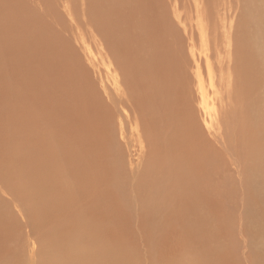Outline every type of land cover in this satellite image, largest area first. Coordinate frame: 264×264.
<instances>
[{"label":"bare ground","instance_id":"obj_1","mask_svg":"<svg viewBox=\"0 0 264 264\" xmlns=\"http://www.w3.org/2000/svg\"><path fill=\"white\" fill-rule=\"evenodd\" d=\"M19 1L21 2V0ZM60 1L67 2L68 0ZM195 2L196 6L201 10V16L197 19V24L201 25L202 52L204 53L203 57L207 77L210 82H215V86L216 84L218 86H233L231 89L226 90L220 98L222 103H226V107H224L223 104V109H219V112L223 113V117L221 118L220 116L217 122H215L216 110L214 101V99H216V91L213 90L211 95H207L204 91H201L200 97H196L198 105L203 111V123H205L206 130L202 125L195 124L190 117L188 110L190 103L189 98H187V103L181 106L177 100L170 96L176 94L172 91L173 86H155V99H148L138 90V86H121L122 78L119 73L113 70L111 66L108 65L107 67L105 64L107 68L104 75L105 79L103 78L104 80H100L102 82V86L100 85V87L104 94L109 95L102 98L97 90L90 86L89 80L86 81V68H81L80 66L79 69L82 74L80 78L82 79V84L80 86L72 84L73 80L70 77L72 72L70 70L73 68L72 61L74 59L70 60V57H68L65 58V60H59L60 55H58V60L55 58L56 62H54L52 61L54 57L51 55V59L48 56L50 53H46V56L41 55L40 58L42 60L39 58V60L36 58L30 59L34 58L35 54H38L37 50L39 48L34 51L35 53L32 51L36 44L43 43L39 40L32 41L33 35L29 34L25 40L28 46L26 44H17L13 41H7L5 44H2L5 49H9L10 51L11 47H13L14 53L23 60H30L29 62H33L34 65L37 66L34 67L38 72L35 73L36 79L30 77V73L28 78L20 79V81L17 79L19 82L15 81L14 83V79H11L12 82L7 81L12 83V85L9 84V86H13V89L16 86L20 87V89L21 86H30L28 90H26L29 97L27 100L37 105V115L35 117L29 116V110L26 111L25 109L24 114L22 113L23 116H21L24 120V124L27 125L28 128L25 127L27 131L22 138L20 137L22 142L17 140L19 145L22 143V149L19 148L24 154L22 157V168L24 172L21 177L25 179L26 186L24 189H21L19 186L13 185L9 186L5 191L0 184V190L3 192V194H0V200H2L1 197L4 195V192H6L5 195H9L8 197L13 200L11 202L12 204L14 202V206L21 204L25 206V208L35 207L40 214L42 212L41 217L47 223L55 220V223L58 222V224H61V222L70 224L76 222L75 218L78 221H82V215L88 216L89 214L90 216V214H92L93 219L96 220V218H100L102 221L103 224L100 221V227L104 225L106 228H110L111 223L107 224V221L114 219L115 223V218H117L118 221L112 226L115 227L116 231L122 227L121 223L124 227L129 226V217L138 215V219H145L146 211H148V217L155 218L156 220L160 219L159 229V222L152 219L155 221V225L151 224V233L158 235L159 232L161 236H163L166 230L169 229L171 231V225L175 223L174 227L178 232H185H180L181 235L183 233L185 234L184 247L186 246V249L188 247H198L199 253L196 251L197 254L195 258H191L189 261L184 259V264L240 263V261H238L239 263L237 261L234 262V258L227 254L229 252L232 253V249L230 251L227 250L228 252L225 251V249L230 248L224 246L225 242L223 241V245H219L217 240L219 234L218 236L215 235L217 232L216 230L222 232L223 227L221 225H219V229L217 227V220L222 213L215 203V189L212 186L213 181L218 176L220 167L214 166L215 164L213 163L215 162L213 161L217 155L222 156L225 154L222 159L224 158L230 162L235 168L237 176L240 175L246 167L243 154L251 153V149L247 147L248 143L251 144L253 152L262 151L264 154V122L262 124L259 121L255 130L252 122L253 118L258 120L260 117L259 115L264 117V89L256 98L251 99V91L243 84V82H247L249 85L253 82L257 84L261 80L260 86H264V25H262L264 20H262V22L256 20L258 22L254 25L253 30L250 31V34H246L249 39H247L248 42H245L240 47V55H246L249 58V64L246 68L241 64L240 55L237 54L238 49L234 46L235 42H233L232 32L230 31L232 26L228 27L227 25V18L231 16L229 10H233V8L230 7L232 3L228 4V0H213L212 8L208 11V7L204 0H195ZM10 3L11 0H8V4H6L7 7L5 8L0 5L1 19L7 14L3 9L7 10V12L12 11V8L9 7ZM73 3L75 4L76 2ZM23 5H25V3ZM256 6L259 5L256 3ZM66 7L68 10V6ZM248 7L247 5L245 8L248 9ZM257 9L259 8L256 7V10ZM261 9H264V7ZM253 10L255 11V8ZM250 12L251 11L248 13ZM237 13L240 14L241 12ZM13 17L14 16L11 17L10 15V22ZM255 17H258L261 21L262 18L260 17H262V14L259 16L256 15ZM18 18L20 19V17ZM191 18L192 17H190V19ZM232 23H235V21ZM198 25H196V28ZM237 28L238 26H236L235 29ZM196 31L198 32V30ZM248 31L249 30L246 32ZM91 32L93 33V31ZM104 32L106 33V30ZM10 35H12V33H10ZM19 35L20 34H17V36ZM106 36L107 35H105L104 38H107ZM67 40L70 41V38ZM48 41L49 43L53 42L51 40ZM66 43L65 41V44ZM61 44L60 41V45ZM66 46L69 45L66 44ZM63 50H61V52H71V54L73 51V49L68 50V48L65 50H68L67 52ZM96 50L100 59L104 61L105 56L103 49L101 50L98 48ZM43 53L44 52H41V54ZM190 53L192 56V63L194 62V64H196L197 60L194 57L192 48L190 49ZM63 56L64 55H62V57ZM161 56L165 57L166 55L162 54ZM238 57L239 59L237 60ZM48 60L55 64H49ZM244 62L246 61L244 60ZM92 63L95 65L94 61H92ZM98 63H96V65ZM29 66L32 67L30 64ZM120 70L123 77V71L121 68ZM16 71L17 70H15V72ZM24 72L25 71L22 73ZM250 73H252L254 77H252ZM13 74L17 75L16 73ZM22 76L24 77L23 74ZM197 76L199 77L197 86H204L201 73L197 74ZM0 77L2 76L0 75ZM14 78L16 79L17 77ZM4 83L6 82L4 81ZM0 87H2V85ZM24 89H26V87ZM176 89L181 91L182 94L187 95L184 86H178ZM13 97L16 98L17 96L15 97L14 95ZM19 98L21 99L20 96ZM16 99V104H18L20 101L18 98ZM260 102L263 104L261 109L259 108ZM4 104L8 106V104ZM4 104L2 103L1 105ZM145 104L147 105L145 106ZM9 105L11 104L9 103ZM36 105L34 106L36 107ZM24 106L26 105L24 104ZM10 107L8 108L10 109ZM0 108L2 107L0 106ZM16 109L14 108L12 111ZM5 111L2 112L4 113ZM12 113H10V115ZM144 114L146 117H144ZM18 115L20 116V114ZM19 116L16 119H19ZM13 117H15V115ZM207 117L209 120H206ZM32 118H34V121ZM214 122L215 124L212 125ZM230 123H233L231 127ZM12 131L14 133V130ZM18 132L15 134L21 136ZM10 136L11 141H15L17 136ZM226 155H228V157ZM222 159L220 162H223ZM11 179L8 180L10 181ZM261 184V194L262 199H264V177L262 178ZM19 191L23 192V194L19 195L15 193ZM6 197L4 196L5 200ZM9 198L8 200L10 201ZM187 198L191 200L188 206L186 201ZM5 200L3 201L5 202ZM10 204L4 206L8 207ZM194 204H200L205 207L207 211H210L211 218L195 217L193 210ZM174 208L181 214L169 217V212ZM1 216L2 214L0 211V218L2 219ZM3 217H5V215ZM124 220H128V225L125 226L126 223ZM146 220L148 221V218ZM202 221L204 225L200 228L199 226ZM136 223L138 224V222ZM82 225L88 228L91 227L87 224V221L82 223ZM10 227L0 222V264H58L57 262H59V260L63 261L62 259L57 261V246L55 242V244H52L53 247H44L42 244L40 248H36V251L34 246L38 245L33 246V243L36 242L37 244V239L35 238L36 241L33 243L30 239V243V237L27 236L26 241L23 240L25 241L24 246L20 247L21 242L18 241L21 240L22 236L20 237L21 234L19 232L17 237H13L7 230L11 229ZM57 228H59L58 225ZM79 229L81 230V228ZM53 230L50 229L49 233L55 234L59 231L57 229L56 231ZM173 230L174 229H172V231ZM170 231L168 233H171ZM44 233L46 232L44 231ZM44 233L39 234L43 235ZM49 233L44 235L49 239L52 237L53 242L56 234L52 235ZM211 233L213 234L211 235ZM83 234L87 236L89 233L85 232ZM32 236H34V234ZM192 236H196V238H193L195 242L192 241ZM207 239L211 242L210 246L206 244ZM87 240L90 241V239ZM162 240L161 243L165 242L166 239ZM158 241L159 240H157V242L155 241V243L160 245ZM170 241L171 240H169V244ZM27 242L30 243V245ZM148 242L149 241H147V243ZM147 243H144L145 247L149 245ZM166 243L168 244V241ZM9 244L12 245V247ZM15 244L20 245L15 246ZM47 244L50 245L48 242ZM44 245H46V243ZM163 245V243L160 245L162 250H164L165 247H163ZM100 246L101 245H99V247ZM152 246L159 247L155 244ZM83 250H85L84 255H80L82 253L80 250H76L77 254L80 252L79 255L81 257L89 258L91 255L90 250L88 252L86 249ZM162 250L160 251L159 249L160 253L163 252ZM46 252L48 253L46 254ZM62 253L63 251L61 254ZM185 261L187 262L185 263ZM91 262L92 264H101L103 261L97 259ZM65 263L67 264V262ZM59 264H61V262ZM240 264L243 263L241 262ZM259 264H264V262L261 261Z\"/></svg>","mask_w":264,"mask_h":264},{"label":"rangeland","instance_id":"obj_2","mask_svg":"<svg viewBox=\"0 0 264 264\" xmlns=\"http://www.w3.org/2000/svg\"><path fill=\"white\" fill-rule=\"evenodd\" d=\"M33 1L36 2L34 3ZM72 1L76 3L74 4ZM204 1L208 7V11H210L213 5V0ZM19 2V0H11V3L9 5V7L12 8L11 12H7V10L3 9V11L7 14H10L11 17L14 16L11 22L9 20L10 15L5 14L2 19L0 18V24L2 22L4 23L1 24L0 31V75L2 76L0 77V86L2 85V87H0V93H2L0 94V103L8 104V106H5V104H0V106L2 107L0 108V111H5L9 109L8 107L11 106L9 109L10 111L7 110L4 113L2 111L0 112V184L2 185L3 190L6 191L9 186L13 185L19 186L21 189H24V187L26 186L25 179L21 177L22 173L24 172L22 168V157L24 155L23 151L21 150L22 143H20L21 145H19V142L17 140L22 142V139H20V137L22 138L24 133L27 131V129L25 128L27 127V125L24 124V120L22 118L25 109L26 111L29 110V114L27 112L29 116L35 117L37 115V105L34 102L27 100V98L29 97L26 90H28L30 86H25L26 89H24V86H21V89L20 87L16 86L17 88L15 87L16 89H13V86L11 87L12 83H9L10 81L12 82L11 79H14L15 83V81L19 82L20 79L22 80L28 78L30 76V73V77L36 79L35 73H37L38 71L37 69H35V67L37 66H35L33 62H29L30 60H23L20 56L15 54L13 47H11V51L13 50L12 52L9 49H5L3 47L4 45L2 46V44H5L7 41H13L17 44H26L25 40L30 34L33 35L32 41L39 40L43 42L36 44L32 51L33 53H35L34 51L39 48L37 50L38 54H35V57L30 59L39 58L40 60H42L40 58L41 55L46 56V53H50V55L48 54L49 57L51 55L54 57L53 59L50 57L54 62H56V59L58 60V55L61 56H59V60H65V58L68 57H70V60L74 59L72 61L73 68L70 70L72 72L70 75L73 80L72 84L75 86H80L82 84V79H80L82 77V74L79 69L80 66L81 68H86V81L89 80L91 84L90 86H92L93 89H96L97 92L102 96V98H105L106 95H109L104 94L101 91L100 87V85L102 84L100 80L105 79L104 75L107 69L106 65L107 67L108 65L111 66L113 70H116L119 73L122 78L121 86H138V90L141 91L148 99H155V86H173L172 91H174L176 94L170 96L173 99L177 100V102L181 106L187 103V98H189L190 103L188 106V110L190 113V117L195 124L202 125L205 130V123H203V111L202 109H200L196 97H200L201 91H204L207 95H211V92L214 90L216 91V99H214L216 110L215 122L220 119V116L221 118L223 117V113H220L219 109H223V104L224 107H226V103H222L220 101V98L226 90L231 89L233 86H218L217 84L215 86V82H210L209 78L207 77L203 57L204 53L202 52L201 25L197 24V19L201 16V10L196 6L195 0H68L67 2L60 0H21V2ZM229 2L230 0H228V4L232 3L230 7L233 8V10H229V14H231L232 17L230 16L229 18H227V25L228 27L232 26L230 31L232 32L233 42H235L234 46L236 47V49H238L237 54L240 55V47L249 40L246 34H250V31L253 30L254 25L258 21L262 22V20H264V9H261L262 7H264V0H251V2L250 0H231V2ZM0 3V5L5 8L7 7L6 4H8V0H0ZM24 3L25 5H23ZM256 3L259 6H256ZM191 4L193 5V7ZM247 5L250 8H245L247 7ZM66 6H68V10ZM256 7L259 8L260 11L259 9H257V12ZM254 8L256 12L253 10ZM236 11L241 13L238 14ZM247 11L251 12L248 13ZM261 14L262 17L260 18L262 19L260 21V19L255 16H259ZM251 15L255 20L251 17ZM18 17H20V19ZM190 17L192 18L190 19ZM229 21L231 22V25ZM233 21H235V23H232ZM263 23L264 22H262V25H264ZM196 25H198L197 28ZM236 26H238L237 29H235ZM105 30L106 33L104 32ZM196 30H198V32ZM247 30L249 31L246 32ZM91 31H93V33ZM10 33H12V35H10ZM17 34L20 35L17 36ZM104 34L107 35V38H104ZM68 37L70 38V41L67 40L69 39ZM48 40H51L53 42L49 43ZM60 41L62 43V46L60 45ZM65 41L69 46H66ZM63 46L64 48L67 47L68 50L73 49L74 52L72 51V54L71 52H69L72 56L69 53L61 52V50L64 49ZM98 48L101 50L103 49L104 51V61H102L99 57V54L96 50ZM191 48L193 50L194 57L197 60V67L196 64H194V62L192 63L191 61ZM41 52L44 53L41 54ZM88 52H90L91 55ZM162 54H165L166 56L163 57L161 56ZM62 55L64 56L62 57ZM238 59L239 57L237 58V60ZM91 60L95 62V65ZM244 60L246 62H244ZM52 61L48 60V63L54 65L55 63H52ZM190 61L192 64L190 63ZM240 61L243 66H245L246 68L248 67V56L240 55ZM98 62L101 64H99ZM96 63L98 64L96 65ZM29 64L33 68L30 67ZM120 68L123 71V77ZM15 70L17 71L15 72ZM98 70L100 71V73ZM23 71L25 72L22 73ZM2 72L3 75L5 74L4 76L2 75ZM13 73H16L18 76ZM200 73L202 75L204 86L198 87L197 85L199 77L197 76V74ZM22 74L24 75V77L22 76ZM250 75L254 77L252 73H250ZM14 77L17 78L15 79ZM17 79L19 81H17ZM4 81L6 83H4ZM260 82L261 80L257 84L253 82L250 85L247 82H243V84L247 86V88L251 91V99L256 98L257 95H259L263 91L264 86H260ZM9 84L11 85L9 86ZM178 86H184L187 95H184L181 91L177 90L176 88ZM11 88L13 89V91ZM12 93L15 95V97L17 96L16 98H18V100L20 101L18 102V104H16L17 99L13 97L14 95ZM19 96L21 97V99L19 98ZM9 103L11 105H9ZM24 104L26 106H24ZM34 105H36V107ZM146 105L147 104H145V106ZM262 105L263 104L260 102V109L262 108ZM14 108L17 109L12 111V109ZM10 113L12 114L10 115ZM18 114H20V116ZM145 114L144 117H146ZM14 115L15 117H13ZM18 116L19 119L22 120L16 119ZM259 116L260 117L258 120H255L254 118L252 120L254 130L256 129V125L259 121L262 124L264 122V117H262L261 115ZM11 118H14L16 121ZM32 119L34 121V118ZM206 120H209V118L207 117ZM215 122L212 123V125H214ZM232 124L233 123H230V127L232 126ZM17 127L19 128V130ZM12 130H14V133ZM15 131H20L21 133L18 132V134H21V136L16 135ZM9 134L14 135L15 137L17 136L16 139L14 138L15 141H11V136ZM247 147L251 149V153L243 154V157L246 161V167L240 173V175L236 176L235 168L230 164L229 161L224 158L222 159L225 154L222 156L217 155L215 157V160L213 161L215 162L213 163L215 164L214 166L220 167L218 176L213 181L212 186L215 189V203L218 206L219 211L222 213L219 216L220 218H218L217 220V227L218 229L219 225L223 227L222 232H218V230H216L217 232L215 235L218 236L219 234V238L217 237L219 245H223V241L225 242L224 246L230 248L225 249V251H230L232 249L233 254L231 252L227 254L231 255L234 258V262L240 261V263L242 262L243 264H259L261 261L264 262V199H262L261 194V182L262 178L264 177V154L262 153V151L253 152L250 143L247 144ZM226 156L228 157V155ZM221 159L223 162H220ZM8 179H11L12 181H9ZM5 193L6 192H4V195L1 197L2 200H0V211L2 214V219L0 218V222L9 227L11 226V229L7 230L12 234L13 237H17L18 233L20 232L21 235H19L20 237H22L21 240L18 239V242H21V245L15 244V246H24V242L26 241L27 236L30 237V243L31 240L33 243L34 241H36V239L39 242H37V244L36 242L33 243V246L38 245L34 246L35 250L38 247L40 248L42 244L44 247H53L52 244L56 243L55 245L57 246V261L59 259L63 260H59V262H57L58 264L60 262L61 264H64L65 262H67V264H92L91 261L97 259H101L103 261L101 264H184V259L189 261L191 258H195L197 254L196 251L199 253L198 247H188L187 249L186 246L184 247L185 232H178V230H176V228L174 227L175 223L171 225L172 229H174L173 231L171 228V231L168 229L171 233H168V230H166V232L163 231L165 232L163 236H161V233H159L158 231V235L151 233V224L155 225V221H153L152 219H156L148 217V211H146L145 219H138L137 215L129 217V221L124 220V222L126 223L125 226L128 224L129 226L124 227L121 223L122 227H120L117 232L115 227H112L118 221L117 218H115V223L114 219L107 221V224H113H110L111 229L109 227L108 229L104 225H102L101 227L99 226L101 221L100 218H96L95 220L93 219V215L90 214V217L88 213V216H81L83 218L82 221H78L75 218L76 222L70 224L66 222H61V224H58V222L55 223V220H52L54 223L52 221L47 223L41 217L42 212L40 214V212L35 207L25 208V206H22L21 204L14 206V202L13 204L11 202L13 200H11V198H9V195L7 194L6 197ZM15 193L19 195L23 194V192L21 191ZM0 194H3V192L1 191ZM4 196L6 197V200L4 199ZM8 198L10 199V201L8 200ZM3 200H5V202L7 203H5ZM186 201L188 206L191 203V200L187 198ZM3 204H10V206L6 207ZM193 210L195 217H203L208 219L211 218L210 211H207V209L200 204H194ZM180 214L181 213L174 208L169 212V217H174ZM4 215L5 217H3ZM147 218L148 221L146 220ZM85 221H87V224L91 227H84L82 223H84ZM156 221L159 222V229L160 219ZM136 222H138V224ZM57 225L59 228H57ZM203 225L204 223L202 221L199 227L201 228L203 227ZM55 228L59 231L55 233L56 236H54L55 238L52 242V237L49 239L48 237H45L44 234H48L50 229L53 230ZM79 228H81V230ZM56 229L53 231H56ZM44 231L46 233H44ZM85 232L89 234H87L86 236L85 234H83ZM180 232H184L182 234L183 236ZM39 233L44 234H41V236ZM33 234L34 236H32ZM49 234L53 235L54 233L50 232ZM212 234L213 233H211V235ZM33 237L34 239H36L34 240ZM193 238H196V236H192V241L195 242ZM87 239H90V241ZM162 239H166L165 242H162L164 244L163 247L165 246L164 250H162L160 247V245L162 244ZM157 240H159L158 243L160 245L155 243V241L157 242ZM169 240H171L170 244ZM147 241L149 242L147 243ZM167 241L168 244L166 243ZM47 242L52 246L47 244ZM30 243L28 244L30 245ZM45 243L47 246L44 245ZM144 243H147L149 245H146L145 247ZM153 244L159 247H153ZM206 244L210 246L211 242L207 239ZM99 245H101L100 247L102 248H100ZM10 246L12 247V245ZM82 248L86 249L87 252L90 250L91 255L89 256V258L81 257L85 252V250H83ZM159 249L164 253L161 252V254ZM76 250H80V252L82 251V253L80 254V252H78L77 254ZM60 251H63V253L61 254ZM47 253L48 252H46V254ZM168 259L170 260V262ZM186 262L187 261H185V263Z\"/></svg>","mask_w":264,"mask_h":264}]
</instances>
